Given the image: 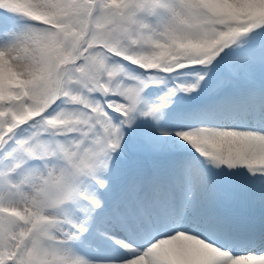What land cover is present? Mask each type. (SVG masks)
Instances as JSON below:
<instances>
[{"label":"snow or ice","instance_id":"6c2138e0","mask_svg":"<svg viewBox=\"0 0 264 264\" xmlns=\"http://www.w3.org/2000/svg\"><path fill=\"white\" fill-rule=\"evenodd\" d=\"M18 40L0 264H264V0H0ZM70 137L59 199H28Z\"/></svg>","mask_w":264,"mask_h":264},{"label":"clouds","instance_id":"9594fccd","mask_svg":"<svg viewBox=\"0 0 264 264\" xmlns=\"http://www.w3.org/2000/svg\"><path fill=\"white\" fill-rule=\"evenodd\" d=\"M221 2V0H214ZM30 42L24 40L15 41L11 45V50L5 48L0 52V74L6 70L5 61L7 64L14 65L17 71L22 70L28 63L25 60L16 59L21 55V50L31 48ZM63 124V121H60ZM70 128V126H68ZM79 140H73L71 137L66 142L56 144L50 148L47 156L51 162L43 163L26 179H22L21 191L28 199H36L38 201L56 202L59 199L60 187L62 179L67 177L68 172L74 166V163L79 160L76 155ZM87 146L82 145L79 151L82 153ZM48 217H55V209L48 206L46 209Z\"/></svg>","mask_w":264,"mask_h":264}]
</instances>
